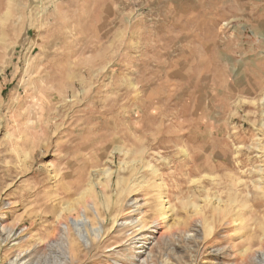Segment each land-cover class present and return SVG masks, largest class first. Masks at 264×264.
<instances>
[{
	"label": "rangeland",
	"instance_id": "rangeland-1",
	"mask_svg": "<svg viewBox=\"0 0 264 264\" xmlns=\"http://www.w3.org/2000/svg\"><path fill=\"white\" fill-rule=\"evenodd\" d=\"M156 1L0 0V264L92 186L131 211L83 264H264V0Z\"/></svg>",
	"mask_w": 264,
	"mask_h": 264
},
{
	"label": "bare ground",
	"instance_id": "bare-ground-1",
	"mask_svg": "<svg viewBox=\"0 0 264 264\" xmlns=\"http://www.w3.org/2000/svg\"><path fill=\"white\" fill-rule=\"evenodd\" d=\"M154 172H155V170H154ZM110 176H108L107 179L105 178L106 179V185L101 186V188H100V191L103 193V195L105 194V188L110 186L109 185V183L111 181ZM53 178H54V176H53ZM103 184H105V183H103ZM95 188H96L95 186H92V189L90 188L91 193H92L90 196H92L91 198H93V199H91L90 201H87L85 203V205L82 206V208L80 207L79 210L76 211L77 212L76 215H74V216L68 215L66 217V219H64L66 222H61V221L55 220L56 221L54 223L55 226H53V227L51 226V230L46 229L44 237H40V236L37 237V239H39V240H37L38 241L37 244H35V245L32 244V246H31L30 245L31 243H30L29 244L30 246L21 249V245L19 242L18 243L19 247H18V251H17L15 259H18L19 263H21V261H23L21 259H23L24 257H27V260H33L34 254L36 256L35 252H37V251L43 252L46 249H48V245L46 243H48L49 241H52L54 239L53 237H56V235H58V239H60V245H59L60 249L59 250L61 252L57 251L58 253H60L59 254V257L61 259L60 264H61V262H62V264H83V259H85L87 257V254L89 251H91V249H93L95 247H98V248L103 247L104 248V247L108 246V245H106V242H107V236L109 235V230L105 227V225L107 226V219H108L107 215L110 213L111 208H112V211L114 209V211L116 212V215H114V218H115L114 222L117 221V217H119V219H121V218L124 219L131 210H129V208H127V210L124 211L125 210L124 209V205H125L124 203L125 202L122 204L123 201L119 205L118 204L116 205L115 203L113 204L111 195H107V197L104 199V202L102 203L103 206L101 207L99 205V196L97 195ZM86 193L83 192V195H84L83 197L85 199L86 198L88 199ZM166 198H167L166 193H160L158 195V200H160L161 202H159L157 205L151 206V208L148 210L149 214L147 216L144 215V212L143 213L141 212V214H140L141 216H139L140 222L138 225H136L137 229L133 230V232H132L133 235L129 239H133L136 236L142 235L141 232H143V230H145L146 228L151 227V226L154 228L158 227L161 230V231L157 230V234H158V236L156 237L157 241L164 240L165 238H169L171 236V233L169 232L171 228L169 225L165 224L166 209L168 208L166 206L167 205V202L165 201ZM144 202L145 201H143V204H144ZM139 205H141V204H139ZM115 207H117L118 209H116ZM71 210L69 208L68 211H71ZM62 213L64 214L65 212H62ZM121 213H122V215H120ZM53 220H54V215H53ZM124 222L125 223L128 222V224L131 223L132 218L128 221L125 220ZM124 222L122 225L125 224ZM28 224H30V223H28ZM13 226H11L9 224H3L1 226L2 230H6V232H7L6 233L7 235L4 238L5 240L8 239V237H9L8 234L13 233V235H14V233L16 232L15 227H13ZM42 228H43V226H42ZM42 232H43V230H42ZM17 237L21 238L22 236L20 237L18 235ZM32 239H33V237H32ZM55 240H57V239H55ZM26 241H27V239H26ZM28 242H29V239H28ZM56 242L58 243L59 241H56ZM115 242H117V241H113L112 245H115L114 247H117L118 244H116ZM33 243H34V241H33ZM51 247H53V246L51 245ZM109 250H112V248H110ZM22 252H24V255H23V257H20V254ZM37 254H38V252H37ZM43 257L46 258V256H43ZM14 261L11 263L9 260H7V262L9 264L15 263ZM45 261L43 260L44 263H45ZM40 263H41V261H40ZM32 264H33V262H32Z\"/></svg>",
	"mask_w": 264,
	"mask_h": 264
},
{
	"label": "crops",
	"instance_id": "crops-1",
	"mask_svg": "<svg viewBox=\"0 0 264 264\" xmlns=\"http://www.w3.org/2000/svg\"><path fill=\"white\" fill-rule=\"evenodd\" d=\"M157 1L162 3L173 2V4L176 6L177 11H181L182 13L188 12V9L190 7H195L200 2V0H157ZM158 12H160V10H158Z\"/></svg>",
	"mask_w": 264,
	"mask_h": 264
}]
</instances>
